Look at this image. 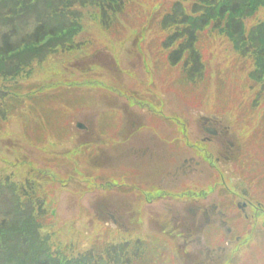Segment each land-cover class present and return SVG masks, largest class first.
<instances>
[{
	"label": "trees",
	"instance_id": "trees-1",
	"mask_svg": "<svg viewBox=\"0 0 264 264\" xmlns=\"http://www.w3.org/2000/svg\"><path fill=\"white\" fill-rule=\"evenodd\" d=\"M90 16L111 37L137 35L131 41L142 49L162 47L171 68L183 66L175 77L180 88L189 91L203 77L221 110L239 119L240 112L254 111L246 119H262L264 131V0H0V135L10 130L20 137L18 128L32 124V97L45 88L29 87L36 68L60 55L66 61L67 53L87 44ZM91 39L95 46L98 40ZM8 139L4 132L0 147ZM24 174H0V264L163 263L160 251L144 241L84 252L59 246L48 194Z\"/></svg>",
	"mask_w": 264,
	"mask_h": 264
},
{
	"label": "rangeland",
	"instance_id": "rangeland-1",
	"mask_svg": "<svg viewBox=\"0 0 264 264\" xmlns=\"http://www.w3.org/2000/svg\"><path fill=\"white\" fill-rule=\"evenodd\" d=\"M86 32L89 38L88 43L80 49L67 53L66 61H61L64 55H60L49 58L36 68L33 78L37 85L32 87L45 85V94L48 95L39 94V98L42 96L43 100L37 107L40 113L32 119L28 129H24V134H21V143L17 133L9 135L11 131L4 130L8 138L12 140H5V144L0 147V161L3 162L0 165V174L16 175L17 172H21L25 173L27 178L43 184L44 191L48 194L46 204L52 215L53 237L59 246L72 244L75 246V251L84 252L92 247L101 248L125 239L140 238L147 243L145 246H148L150 250L155 248L161 252L164 263L173 262L170 250H174V244L168 234L163 232L162 237L165 241H162L161 236L153 231L148 232L146 229L136 227L126 231L111 226L105 220L80 208L82 204L88 206L90 203L100 204L103 201L99 190L87 195V200L83 197L86 190L93 187V181L98 180L99 175L105 171L100 164L106 157L94 161L95 164H93L88 157V152L90 155L94 152L98 153L99 147L104 142L113 143L116 149L120 142L119 137L108 134L107 125H110L109 128L112 130L121 125V119L123 121L125 116L120 104L125 103L115 99L114 102L116 100L119 102L118 106L108 105L107 101L104 102V97L105 94L115 96L113 98L123 97L132 105H138L140 111H142L140 105L150 104L155 110L165 107L169 112L175 111L176 114H180L183 108L190 109L188 106L184 107L186 104L196 105L195 108L198 110L201 107L208 111L219 108H215L216 101L208 86L203 83V77L199 80L195 79L196 85L193 88L191 86L189 91L188 87L184 90L178 86L175 77L182 69V65L171 68L161 54L162 47L160 49L143 48L142 51L138 42L137 44L131 42L137 38V35L134 38H130V34L117 38L111 37L105 29H100L98 20L92 16L86 20ZM92 37L98 40L95 46ZM101 48L109 49L110 54L120 63V69L124 73L117 69L110 54H104L106 50H101L97 54ZM137 52L140 57L138 54V57L136 56ZM99 63L107 67L109 63H112L113 71L115 70L114 73L120 76L121 83L130 85L131 94L119 93L123 91V86ZM82 67H91V69L83 70ZM52 82L54 83L51 84ZM202 85H205L206 91L200 94L199 88ZM52 88H61L65 93L53 92ZM166 88H168V97L165 95ZM48 98H50L49 101H46ZM229 108L233 109L231 105ZM45 111L51 113L45 114L43 113ZM98 115H100L99 118H97ZM78 116L80 121H88L92 116L94 117L95 136L98 138L93 139L95 141L88 145L83 143L87 141L86 137H83L84 132L82 134L76 129L77 136L73 133ZM236 126L240 127L238 124ZM242 127L248 128L246 123H242ZM18 130L20 132V127ZM3 134L0 135L1 138ZM14 142L16 143L13 145ZM30 144L36 149L30 147ZM57 144L61 145L56 146ZM37 149L41 153L40 157H38ZM114 153L115 150L112 151V155ZM21 155L23 158H31L33 162L26 163ZM108 174L115 179L116 176L112 171ZM59 203L60 209H58ZM109 220L111 218L107 219L108 222ZM125 221L127 222V218ZM154 229L157 230L158 226L154 225ZM253 237L247 246L233 249L236 252L231 253L233 259L228 264H264V232H256Z\"/></svg>",
	"mask_w": 264,
	"mask_h": 264
},
{
	"label": "flooded vegetation",
	"instance_id": "flooded-vegetation-1",
	"mask_svg": "<svg viewBox=\"0 0 264 264\" xmlns=\"http://www.w3.org/2000/svg\"><path fill=\"white\" fill-rule=\"evenodd\" d=\"M130 124L129 132L107 128L120 142L100 148L103 201L87 210L125 230L129 224L170 228L184 264H226L242 237L264 226L258 221L264 177L257 166L264 150L262 156L251 151L252 142H241L229 121L211 112L134 110Z\"/></svg>",
	"mask_w": 264,
	"mask_h": 264
},
{
	"label": "water",
	"instance_id": "water-1",
	"mask_svg": "<svg viewBox=\"0 0 264 264\" xmlns=\"http://www.w3.org/2000/svg\"><path fill=\"white\" fill-rule=\"evenodd\" d=\"M82 126V125H81Z\"/></svg>",
	"mask_w": 264,
	"mask_h": 264
}]
</instances>
